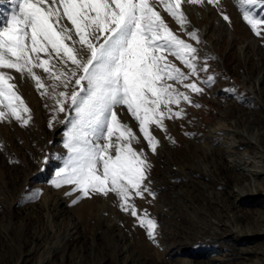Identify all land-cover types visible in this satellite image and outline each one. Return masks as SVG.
<instances>
[{
  "label": "rangeland",
  "instance_id": "1",
  "mask_svg": "<svg viewBox=\"0 0 264 264\" xmlns=\"http://www.w3.org/2000/svg\"><path fill=\"white\" fill-rule=\"evenodd\" d=\"M220 5L230 23L217 7L182 0L187 31L196 30L199 43L157 5L207 63L200 79L215 76L210 87L200 85L203 94H192L201 107L182 103L186 117L165 120L175 143L153 129L160 144L154 154L145 149L156 196L134 202L158 222V244L114 194L72 205L75 195H64L71 186L50 185L67 155L64 113L49 128L53 101L13 71L33 119L28 126L0 122V264H264V36L253 33L236 0ZM123 120L135 125L127 114Z\"/></svg>",
  "mask_w": 264,
  "mask_h": 264
},
{
  "label": "snow or ice",
  "instance_id": "2",
  "mask_svg": "<svg viewBox=\"0 0 264 264\" xmlns=\"http://www.w3.org/2000/svg\"><path fill=\"white\" fill-rule=\"evenodd\" d=\"M181 2L0 0V122L15 120L28 126L33 119L19 94L14 71L21 79L32 80L42 98L53 101L49 128L64 113L59 123L65 125L67 155L50 185L56 189L71 186L64 195H75L72 205L94 195L114 194L117 206L136 218L154 244H158V222L134 202L156 196L150 179L153 165L145 149L154 154L160 144L153 129L175 143L165 120L186 117L182 103L201 107L192 94H203L200 85L210 87L215 82L214 75L200 79L199 74L209 68L206 62L200 63L197 47L174 34L157 11V5L162 6L199 43L198 32L187 31ZM183 2L217 7L230 23L220 0ZM236 4L253 33L264 36V0H236ZM254 9L262 11L257 14ZM169 55L187 71L169 60ZM125 114L135 125L123 120ZM134 127L146 142L143 146Z\"/></svg>",
  "mask_w": 264,
  "mask_h": 264
}]
</instances>
